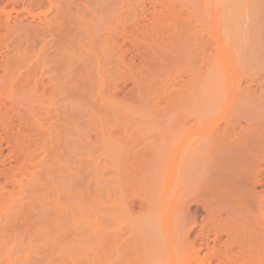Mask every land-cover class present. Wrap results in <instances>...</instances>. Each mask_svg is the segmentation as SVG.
Wrapping results in <instances>:
<instances>
[{"label": "rangeland", "instance_id": "374dc122", "mask_svg": "<svg viewBox=\"0 0 264 264\" xmlns=\"http://www.w3.org/2000/svg\"><path fill=\"white\" fill-rule=\"evenodd\" d=\"M6 1L0 4V264H128L129 241L134 242L138 228L134 232L131 223L146 218L137 213L148 204H143V196H149L147 190L144 195L145 189L140 192L133 184V168L143 159L154 158L147 157L151 151L156 155L169 152L167 163L172 164L171 159L178 163L172 164L176 176L167 181L171 187L165 180L163 189L157 185L163 190L161 203L168 204L167 209L162 204L166 216L162 215L165 220L157 229L172 232L179 225L176 210H170L177 199H173L175 191L189 187L185 190L192 194L198 190L195 182H187L188 172L183 175L186 182L182 177V187L177 183L181 163L191 145L210 136L214 139L211 146H215L210 152L220 154L223 170L217 176L216 170L222 167L213 166L216 170L210 171L213 178L208 180L214 174L218 183L221 179L222 185L216 178L214 182L223 187L222 197L228 205L243 192H251L241 205L261 214L264 159L261 155L256 160L244 159L242 155L248 148L264 145V0ZM182 25H187V34L175 35L173 28ZM170 56L174 61H169ZM26 103L30 110L24 112ZM177 107L186 116L191 113L192 119L179 118L184 127L174 123L177 119L164 125L165 116ZM153 120L162 121V130V123L155 125ZM174 125L187 131L192 127L193 132L188 133L193 135L187 138L184 132L187 139L180 143L184 138L180 134L181 141L174 140L173 145L171 141L169 148L165 141L161 144L158 134H171ZM144 130L152 131L146 135ZM144 134L148 137L141 139ZM139 166L146 170V165ZM140 175L142 180L137 181L139 176L133 179L137 185L146 178ZM204 180H199V186L203 187ZM174 184L179 185L178 190ZM181 199L175 208L183 206ZM124 200L131 205V213ZM193 202L188 208L185 205L188 213L183 208L180 211L191 215L185 221L197 224L189 239L200 232L201 219L208 218L203 204ZM184 216L177 217L184 220ZM188 223L183 221L180 227ZM207 224L203 225L211 226ZM175 231L179 233V227ZM145 234L140 232L135 238L146 239Z\"/></svg>", "mask_w": 264, "mask_h": 264}, {"label": "bare ground", "instance_id": "6f19581e", "mask_svg": "<svg viewBox=\"0 0 264 264\" xmlns=\"http://www.w3.org/2000/svg\"><path fill=\"white\" fill-rule=\"evenodd\" d=\"M8 2H10V1H8ZM5 4V3H7V1L6 2H3V0L1 1L0 0V4ZM2 8V7H1ZM1 8H0V10H1ZM155 18V17H154ZM1 22V21H0ZM138 25V24H137ZM184 25H185V23H184ZM0 26H2V23H0ZM187 26V25H186ZM186 26H184L183 27V25L179 28V27H176L175 26V28H173V29H175V31L173 30V32H172V29H170V31L169 32H171V34H173L174 35V32L176 33L175 35H178L179 33H181V35H186L187 34V31L186 30H184V29H187V27ZM137 27V26H136ZM182 27H183V29H182ZM2 28V27H1ZM180 29L181 30V32H179V30L178 29ZM178 31H177V30ZM183 30H184V32H183ZM167 32V31H166ZM169 32H168V37H169V35L171 36V34H169ZM183 32V33H182ZM167 35V34H166ZM174 35V36H175ZM109 36V35H108ZM88 40V39H87ZM121 45V44H120ZM120 45H119V47H120ZM118 47V48H119ZM117 48V49H118ZM120 51V50H119ZM121 53H123V51L121 52ZM203 53V52H202ZM173 57H174V55H172ZM187 57V56H186ZM175 59V58H174ZM163 61L162 62H164L165 60L164 59H162ZM170 60H173V58H171V56L169 57V61ZM168 61V62H169ZM174 61V60H173ZM190 61V60H189ZM170 62H172V61H170ZM161 63V62H160ZM166 63V62H165ZM187 63V62H186ZM209 66V65H208ZM132 69V68H131ZM207 68H205V70H206ZM190 77V76H189ZM191 80V79H190ZM194 81V80H193ZM10 82V81H9ZM102 82V81H101ZM174 82V81H173ZM193 84V83H192ZM14 85V84H13ZM166 85V84H165ZM11 86V85H10ZM167 90V89H166ZM189 91V90H188ZM163 93V92H162ZM181 94V93H180ZM182 95V97H183V94H181ZM178 97V96H177ZM181 97V98H182ZM188 97V96H187ZM170 98V97H169ZM180 98V97H179ZM198 98V97H197ZM185 99V98H184ZM144 100V99H143ZM174 100V99H173ZM180 100V99H179ZM179 100H178V102H179ZM191 101H192V99H190ZM156 101V100H155ZM170 103V102H169ZM28 103H26V104H24L25 106L23 107V109H24V112H25V110H27V108H26V105H27ZM180 104V103H179ZM186 104V103H185ZM2 105H4V103H2ZM19 105V104H18ZM21 105V104H20ZM30 105V104H29ZM154 105V104H153ZM171 105H172V103H171ZM175 105H176V102H175ZM178 105V104H177ZM181 105V104H180ZM184 106V105H183ZM186 106V105H185ZM30 107V106H29ZM178 107H180V106H178ZM176 108V109H178L177 111H179L178 113H180L179 115H180V117L178 116V118H175V116L177 117V114L178 113H176V112H170V113H168L169 114V116L168 115H166L165 116V122L163 121V118H162V121L164 122V125H166V124H168V126L169 125H172V123H173V121H175L176 119H177V121L178 122H174L175 124H182V122L181 121H188L187 120V118L186 117H188V119L190 118V114H189V112L188 113H186L188 116H186L184 113H182L181 111H180V108ZM26 108V109H25ZM182 109H183V107H181ZM1 109V108H0ZM13 109V108H12ZM11 109V111L13 112V111H15V109L14 110H12ZM29 109V108H28ZM173 109V108H172ZM175 109V110H176ZM30 110V109H29ZM29 110H28V112H29ZM10 111V112H11ZM143 111V110H142ZM151 111V110H150ZM173 111V110H172ZM183 111V110H182ZM17 112H19V110L17 111ZM146 113V112H145ZM172 113V114H171ZM176 113V115L174 116V114ZM182 114V115H181ZM144 115V114H143ZM184 115V116H183ZM13 116V115H12ZM154 116V115H153ZM157 116V115H156ZM174 116V118L173 119H171V118H169V117H173ZM192 116H193V114H192ZM142 117V116H141ZM150 117V116H149ZM163 117V116H162ZM181 117H182V120L181 121H179L178 119L180 118L181 119ZM185 119H184V118ZM253 117V116H252ZM144 118V117H143ZM166 118H168L169 120L171 119V121H169V123H168V119H166ZM145 119V118H144ZM156 119V118H155ZM175 119V120H174ZM184 119V120H183ZM190 119H192V118H190ZM148 120V119H147ZM157 120V119H156ZM160 120V119H159ZM158 120V121H159ZM173 120V121H172ZM193 120H194V118H193ZM200 120V119H199ZM251 120V119H250ZM249 120V121H250ZM258 120V119H257ZM10 121V120H9ZM8 120H7V122H9ZM149 121V120H148ZM154 121V120H153ZM162 121H161V123H162ZM190 121V120H189ZM261 121V120H260ZM11 122V121H10ZM156 124L155 125H157V121H154ZM170 122H172L171 124H170ZM180 122V123H179ZM248 122V121H247ZM13 123V122H12ZM151 123V122H150ZM149 123V124H150ZM153 123V122H152ZM161 123H158V124H161ZM185 122H183V124H184ZM246 123V122H245ZM261 123V122H260ZM10 124V123H9ZM7 125V124H5L6 126H10V125ZM142 124H144V123H142ZM177 124V125H178ZM183 124L181 125L182 127H184L183 126ZM227 124V123H226ZM247 124V123H246ZM262 124H264V123H262ZM4 125V126H5ZM13 125V124H12ZM11 125V126H12ZM146 125V124H145ZM154 125V124H153ZM152 125V126H153ZM163 125V123L160 125V127H159V130L161 129V126ZM163 125V126H164ZM159 126V125H158ZM252 126V125H251ZM258 126V125H257ZM262 126V125H261ZM180 127V126H179ZM179 127L178 126H176L175 127V125L171 128V131L169 132V133H171V134H168L167 133V135L166 136H164L162 133H160V134H158V132H159V130H158V132H157V134H158V136H160V140H161V144L162 143H164V141H165V145L167 146L168 144V147L170 146V144H171V141H176L177 142V140L179 139H181V137L184 135V138L183 139H181L179 142L180 143H183V142H185V140L188 138V137H190V136H192L193 135V133H188V131H191V128H190V130L188 129V131L187 130H184V128H182V127H180V130H179ZM190 127V126H189ZM232 127V126H231ZM9 128V127H8ZM11 128V127H10ZM156 128H157V126H156ZM166 128V127H165ZM181 128H182V132H181ZM252 128V127H251ZM256 128V127H255ZM258 128V127H257ZM259 128H260V126H259ZM5 129V128H4ZM148 129V128H147ZM146 129V130H147ZM164 129V128H163ZM176 129H178V130H176ZM187 129V128H186ZM245 129H246V127H245ZM249 129V128H248ZM146 130H144V132L143 131H140V132H143V133H145V131ZM149 130V129H148ZM162 130V129H161ZM169 130H170V128H169ZM151 131L152 130H150V133H151ZM164 131V130H163ZM175 131H178V132H176L175 133ZM262 131V130H261ZM122 135L121 136H123V132L122 131H119ZM119 132H118V134H119ZM161 132V131H160ZM174 132V133H173ZM184 132L186 133V134H188L187 135V138H186V135L184 134ZM191 132H193V130L191 131ZM252 132V131H251ZM125 133V132H124ZM143 133L142 134H140V135H143ZM149 133V131L147 132L146 131V135H148V134H150ZM155 133V132H154ZM255 133H256V131H255ZM156 134V135H157ZM165 134V133H164ZM172 134H174V135H172ZM180 134H183V135H180ZM190 134H192V135H190ZM195 134V133H194ZM211 134V133H210ZM257 134L259 135V136H261L260 134V131H259V129L257 130ZM111 135V134H110ZM135 135V134H134ZM145 135V134H144ZM144 136V137H142V136H140L141 137V139L143 138H146V137H148V136ZM212 135V134H211ZM120 136V134H119V137H121ZM168 136H171V138L170 137H168ZM254 136H256V135H254ZM132 137H133V135H132ZM166 137H168V138H166ZM195 137V136H194ZM193 137V138H194ZM214 137V136H213ZM219 137V136H218ZM159 138V137H158ZM166 138V139H165ZM205 139H206V137H204ZM203 138V139H204ZM118 139V138H117ZM162 139H163V141H162ZM192 139V138H191ZM190 139V140H191ZM211 139H212V141L214 140L211 136L207 139V140H205V141H203V142H200V143H196V145H191L190 147H189V149L187 150V153H186V156H185V159H184V162L183 163H181L180 165L182 166L181 168H180V174L179 175H177V178L179 179H181L182 177L184 178V180H183V178L180 180H178V179H176L177 180V183H179L180 184V187H182L181 186V183L183 182V181H185V178L187 177V182H190L189 184H193V182H195L194 184L196 185V190L197 191H195L194 193H196L195 195H194V193H192L191 194V191L189 192V191H187L186 192V190H189V187L187 188V187H185V189L182 191V189H180L179 188V190L181 191V192H183L182 194H180L178 191H175L176 193L174 194L175 196L177 195V197H175L174 196V203H171L172 204V206L175 208V204H177V203H175V202H177V200L178 199H181V197H180V195H182V199L180 200V201H182L183 200V202H181L182 204H183V206H180V207H177V208H175V209H173V207L172 206H170V210H176V213L177 214H175L174 212L172 213L173 215L175 214V215H177V216H184V215H181L180 214V211L182 210L181 208H183V210L185 211L186 210V207H185V205L187 206V205H189V202H190V204L194 201H192V199H195L196 201H198V202H193V203H199V201L201 200V203H199V205L201 204H203L202 205V210L203 209H205L206 211H205V216H207L208 215V218L207 217H204L203 219H201V220H203V222H201V226L200 225H198V227L200 228L199 229V231L200 232H197V234L195 233L194 235L195 236H193V239H189V237L188 236H190L189 235V233H190V231L192 230V227H194L195 226V223H192L191 224V222H189L191 225H189L188 226V220H191L190 218L188 219V217L190 216L191 217V215L189 214H187V215H185L184 217H183V219L184 218H186V219H188L187 221H185L186 219H184V220H180L182 217H180V219H178V217L177 216H175L174 215V217H176V219H177V221H178V223L176 222V219H174V221L177 223V224H179V225H177L176 227L177 228H175L174 229V227H173V229H174V231H172V232H170L171 230H167V232L164 230V231H158V226H159V223L160 222H162L163 220H165V216H166V211H164V213H162L163 212V209H167V205L165 204V203H161V200H162V202H163V199H162V196L163 195H161L160 193H161V191H163L162 189L164 188V180L167 182L170 178H172L173 179V177H175L176 175H175V170H176V167H174L175 166V164H178V163H175V161H172V159L170 160L171 162H172V164H174V166H172V164L168 161V163H170L171 164V166H170V164H168L167 163V161L166 160H168L167 158L169 157H167V155H168V153H167V155L166 154H163L162 155V152H160V154H159V152H158V154L156 155V151H154V153H152L153 151H151V153L150 154H148V155H150V156H147V154H146V156L147 157H151V156H153L154 158H150L149 159V161L147 162V161H144V159L141 161L142 163L144 162V164H142L140 161V164L141 165H146V167L145 166H143L144 168H146V170L145 171H143L144 169H142V166H141V168H140V164L138 165V164H136L135 166V168H136V170H135V168H133V171L132 172H135L136 171V174H134L133 173V179H137V176H139L140 175V172H141V174L143 173V175L146 177V178H148V179H146V178H143V183H145L143 186H142V182H141V178H140V176L138 177V179H137V181L139 180V179H141L140 180V182H141V185H140V183H138V185H137V182H136V180H133L132 179V181H134V183L133 184H135V187H137L136 189H139L140 188V192L143 190V189H145V190H143L142 192H145L146 190V192H148L149 193V196L147 195V193L145 194V193H143L144 195H147L148 196V199L146 198L147 196H143V197H145V199L144 198H142L143 200H142V202H143V204L146 202V201H148L147 203L148 204H144V209H145V213H144V209H143V207H142V211L141 212H139L138 211V213L137 214H139V218H141L140 217V214H143V216H145L146 218L145 219H142V220H136V221H132V223L131 224H133V226L131 225V227L133 228V230H134V232H135V229L134 228H142L143 229V231L141 230V231H139L138 232V228H137V231L135 232L136 234H137V232H138V235H139V233L141 232V235H143V233H145L146 232V234H147V238L146 239H141V238H135V236H138V235H136L133 231V235H134V242H133V240H131V242L129 241V244L131 245H129V247H128V251L130 252V250H131V255L130 256H128V257H131L130 259L129 258H126V261L128 260H131V261H133V264L135 263V264H264V211L262 212V209L264 208V203L262 204H260L259 205V207H258V209L260 208L261 209V214H260V209H259V213L258 214H253V212L251 211V210H249L248 209V207L247 206H242L241 205V200L242 201H244V200H246V198L247 197H250V195L252 194L251 192H250V194L248 193L249 191H245V192H243L240 196H236V199L235 200H233V201H235V203L232 205H228L226 202H227V198H225V197H222V194H223V192L221 191V190H223V187L222 186H219V185H217V183H218V179H217V176H219V175H217V172L218 173H220V170H223V160L221 159V158H219V156H220V154L217 156V155H215L217 158H215V156H214V154L216 153V151H214L215 153H211L210 152V149L212 148L213 149V147H215V146H211V145H214V142H212L211 143ZM256 139H258V138H256ZM222 140V139H221ZM263 140V139H262ZM261 140V141H262ZM116 141V140H115ZM128 141V140H127ZM126 141V142H127ZM136 141H137V139H136ZM175 141L174 142H172V145L175 143ZM201 141V140H200ZM117 142V141H116ZM115 142V143H116ZM125 142V143H126ZM191 142V141H190ZM194 142V141H193ZM188 143H189V141H188ZM222 143V142H221ZM260 143V142H259ZM186 144V143H185ZM215 144H216V142H215ZM149 146H151V144H148ZM147 145V146H148ZM153 145V144H152ZM172 145H171V147H169V148H172ZM190 145V144H189ZM217 145H219V144H217ZM147 146H145V149H148L147 151H150V149H149V147H147ZM162 146V145H161ZM161 146H159L160 148H161ZM177 146V145H176ZM180 146V145H179ZM211 146V147H210ZM223 146V145H222ZM253 146V145H252ZM255 146V145H254ZM147 147V148H146ZM152 147V146H151ZM150 147V148H151ZM155 146H153V148H154ZM152 148V149H153ZM164 148V147H163ZM176 148V147H175ZM248 148V147H247ZM119 149V148H118ZM136 149V148H135ZM140 150V152L143 154V153H145L144 151H146V150ZM211 149V150H212ZM162 150V149H161ZM180 150V149H179ZM230 150V149H229ZM237 150V149H236ZM168 151H170V150H168ZM1 152V151H0ZM118 152V151H117ZM137 152V151H136ZM240 152V151H239ZM139 153V152H138ZM138 153H136V154H138ZM140 153V154H141ZM236 153V152H235ZM129 154V153H128ZM140 154H138L139 156H140ZM151 154H153V155H151ZM172 154V153H171ZM210 154H213V156H211ZM2 155V154H1ZM155 155V156H154ZM166 155V156H165ZM170 155V154H169ZM182 155V154H181ZM223 155V154H222ZM237 155H241V153H239V154H237ZM261 155V157L264 159V145H262V146H260V147H252V148H248L246 151H244L243 152V157H244V159H249V157H252L253 159H255L256 160V156H257V158H259V156ZM119 156V155H118ZM146 156H145V158H146ZM157 156H159V157H157ZM228 156H230V154L228 155ZM232 156V155H231ZM241 156V157H242ZM212 157H214V159L212 158ZM221 157V156H220ZM234 157H235V155H234ZM143 158V157H142ZM157 158V159H156ZM175 158V157H174ZM223 158H225V157H223ZM230 158V157H229ZM237 158H239V157H237ZM236 158V159H237ZM112 159H113V161L115 162V160H114V158L112 157ZM116 159V158H115ZM118 159V158H117ZM117 159H116V161H117ZM131 159V158H130ZM183 159V158H182ZM211 159H212V161H211ZM230 159H232V158H230ZM235 159V158H234ZM251 159V158H250ZM128 160V159H127ZM126 160V161H127ZM148 160V159H147ZM153 160H154V162L155 163H153ZM157 160V161H156ZM181 160V159H180ZM227 160H229V159H227ZM238 160V159H237ZM261 160V159H260ZM112 161V160H111ZM150 161H152L151 163H153V164H150ZM162 161V162H161ZM165 161V162H164ZM248 161V160H247ZM246 161V162H247ZM159 162V164L157 165V163ZM182 162V161H181ZM233 162V161H232ZM251 162V161H250ZM112 163V162H111ZM119 163V162H118ZM165 163V164H164ZM212 163V164H211ZM236 163V162H235ZM242 163H243V161H242ZM245 163V162H244ZM115 164V166L117 167L118 165H116V162L114 163ZM134 164V163H133ZM149 164H150V168H148L149 167ZM165 166H164V165ZM214 164V165H213ZM239 164H241V162L239 163ZM246 164H249L248 162L246 163ZM148 165V166H147ZM154 165H156V166H154ZM162 165V166H161ZM170 167H169V166ZM231 165V164H230ZM236 165H238V164H236ZM114 166V165H113ZM164 166V167H163ZM167 166V167H166ZM184 166H185V170H183L184 169ZM216 167L217 169H218V166L221 168L222 167V169H218L219 171H217L216 169H214V167ZM232 166V165H231ZM112 167V166H111ZM119 167V166H118ZM139 167V168H138ZM157 170H155L154 168ZM156 167H158V169L156 168ZM234 167V166H233ZM155 170V171H153V169ZM160 168V169H159ZM163 168H165V170H163ZM179 168V167H178ZM177 168V169H178ZM236 168H237V166H236ZM116 169V168H115ZM140 169H141V171H140ZM149 169V170H148ZM140 171L139 172V175H137L138 173V171ZM148 170V171H147ZM163 170V171H162ZM215 170H216V177H215V174H214V179L216 178L217 179V183L216 182H214V179L213 180H208V179H210V176H212V178H213V175H211V174H213V173H211V172H215ZM117 171V170H116ZM118 171H119V168H118ZM165 171V172H164ZM178 171V170H177ZM176 171V172H177ZM211 171V172H210ZM131 172V173H132ZM147 172V173H146ZM153 173V177H156L155 179L153 178V180H154V183L153 184H151V182H153L151 179V176H152V173ZM156 172V173H155ZM161 172H164V174H162L163 176H162V178H161ZM174 172V173H173ZM179 172V171H178ZM177 172V173H178ZM186 172H188L187 174V176L185 177V176H183V175H186L185 173ZM223 172V171H222ZM227 172V171H226ZM145 173H146V175H148L149 177H150V179H149V177L148 176H146L145 175ZM151 173V174H150ZM171 173H173L174 174V176H172V174ZM207 173H208V177L209 178H207L206 179V182H208V181H210L209 183H206L205 182V178L207 177ZM211 173V174H210ZM157 174H158V176H157ZM221 174V173H220ZM118 175V174H117ZM142 175V176H143ZM151 175V176H150ZM168 175V176H167ZM170 175L172 176V177H170ZM135 176V177H134ZM203 176H204V178H203ZM165 177H166V179H165ZM225 177V176H224ZM159 178V179H158ZM145 179V180H144ZM161 179H163L161 182H159ZM201 179H203L204 180V182H205V184L203 185V187H201V185L199 186V180H200V182L202 183L203 182V180H201ZM147 180L149 181L148 182V184L149 185H152V186H147L146 185V183H147ZM155 180H156V182H155ZM176 180H175V182H176ZM183 180V181H182ZM208 180V181H207ZM145 181V182H144ZM170 181V180H169ZM214 182V184H213V182ZM254 181V180H253ZM166 182H165V184H166ZM186 182V181H185ZM198 182V183H197ZM158 183H159V185L161 184V186H163L162 187V189L160 190L159 189V187L157 186L158 185ZM168 183V185H169V188L171 187V185H170V183L169 182H167ZM219 183L221 184V179H220V181H219ZM218 183V184H219ZM226 183V182H225ZM188 184V183H187ZM193 184V185H194ZM197 184H198V187H197ZM231 184V183H230ZM139 185H140V187H139ZM154 185H156L157 186V188H156V186L154 187V189H153V186ZM175 185V184H174ZM185 185H186V183H185ZM222 185V184H221ZM242 185V184H241ZM132 186V185H131ZM160 186V187H161ZM176 187H174V188H176V190H178V188L177 187H179V185L177 186V185H175ZM187 186V185H186ZM191 187H193L192 185H190ZM116 187V186H115ZM142 187H144V188H142ZM195 187V186H194ZM199 187H201V188H203L202 189V191H201V189L199 188ZM243 187V186H242ZM255 187V186H254ZM134 188V187H133ZM147 188V189H146ZM142 189V190H141ZM151 191H150V190ZM192 189V188H191ZM190 189V190H191ZM254 189V188H253ZM150 192H149V191ZM160 192H159V191ZM170 190V189H169ZM172 190V189H171ZM174 190V189H173ZM200 190V191H199ZM243 190V189H242ZM199 191V192H198ZM171 192V191H170ZM174 192V191H173ZM178 192V193H177ZM186 192V194H184ZM201 192H202V194H201ZM124 193V192H123ZM159 193V194H158ZM168 193V192H167ZM187 193H188V195H187ZM189 193L191 194L190 196H189ZM228 193V192H227ZM227 193H225V195L227 194ZM180 194V195H179ZM201 194V196H198V195H200ZM207 194V195H206ZM237 194V193H236ZM161 195V196H160ZM206 195V196H205ZM168 196V195H167ZM185 196V197H184ZM194 198H193V197ZM207 196H209V198H210V202L209 201H206V200H208L209 198H207ZM224 196V195H223ZM160 197V198H159ZM164 197V196H163ZM170 197H171V194H170ZM170 197H168V198H170ZM201 197V198H200ZM205 197L207 198V199H205ZM237 197H239V198H237ZM259 197V196H258ZM125 198V197H124ZM123 198V199H124ZM150 198V199H149ZM158 198V199H157ZM192 198V199H191ZM200 200H199V199ZM147 199V200H146ZM172 199V200H173ZM188 199V200H187ZM191 199V200H190ZM232 199V198H231ZM127 200V199H126ZM126 200H124V202H123V205H126V203H127V201ZM150 200V201H149ZM166 197H165V202H166ZM184 200H185V202H188V203H186L185 204V202H184ZM190 200V201H189ZM206 201L205 202V204L204 203H202V201ZM113 201V200H112ZM116 201H119V199H116ZM121 201V200H120ZM125 201H126V203H125ZM142 202L140 203V204H142ZM167 203H169V201L167 202ZM178 203H179V201H178ZM233 203V202H232ZM119 204V203H118ZM162 204H164V206H165V208L163 207V205ZM230 204V203H229ZM116 205H117V203H116ZM120 206H122V204H119ZM129 204L127 203V205L126 206H128ZM146 205V206H145ZM244 205H245V202H244ZM120 206H119V208H120ZM126 206H124L125 208H127ZM131 205H129L128 206V208L127 209H129V212L131 213V210H130V207ZM172 207V208H171ZM205 207V208H204ZM123 208V207H122ZM121 208V209H122ZM124 208V209H125ZM140 208V207H139ZM180 208V209H179ZM187 208H188V206H187ZM248 209V210H247ZM169 210V211H170ZM177 210H179V212L177 211ZM123 211V210H122ZM204 211V210H203ZM128 212V211H127ZM182 212V211H181ZM120 213H122V212H120ZM129 213V214H130ZM133 213V212H132ZM169 214H171V211L170 212H168ZM167 213V214H168ZM178 213H179V215H178ZM186 213H188V211L186 210V212H185V214ZM206 213H207V215H206ZM123 214H124V212H123ZM133 214H135V213H133ZM133 214H130L131 215V217L133 216ZM158 214H159V216H158ZM168 214V215H169ZM124 215H128V214H124ZM136 215V214H135ZM162 215L164 216V217H162ZM173 215H172V217H173ZM261 217V219H260V217ZM142 216V215H141ZM142 216V217H143ZM126 217V216H125ZM130 217V216H129ZM134 217V216H133ZM132 217V218H133ZM169 217V216H168ZM196 217V216H195ZM138 218V219H139ZM192 218H194V216H192ZM125 219V218H124ZM129 219V218H128ZM135 219V218H134ZM163 219V220H162ZM169 219V218H168ZM173 219V218H172ZM205 219H206V221H205ZM212 221V222H214V223H212L210 220ZM194 220V219H193ZM208 220V221H207ZM260 220V221H259ZM101 221V220H100ZM121 221V220H120ZM126 221V220H125ZM129 221V220H128ZM183 221H184V224H185V222H187L188 224H187V226L185 225V226H183V228L185 227V229L187 228V230H184L183 228H181L180 227V225L182 226V224H183ZM195 221H196V219H195ZM207 222V223H209V225H211V226H207L208 224L207 223H205V222ZM130 222H131V220H130ZM129 222V223H130ZM197 222V221H196ZM198 222H200V221H198ZM175 223V224H176ZM174 224V225H175ZM199 224V223H198ZM203 224H207L206 226L210 229H208L205 225H203ZM173 225V224H172ZM141 226V227H140ZM213 226V227H212ZM178 227H179V233H176L177 231H175V230H178ZM195 227H197V224H196V226ZM195 229V228H194ZM193 229V230H194ZM197 230V229H196ZM181 231H186L185 233L184 232H181ZM162 232V233H161ZM166 232V233H165ZM168 232H170L169 234H167ZM172 233V234H171ZM175 233V234H174ZM132 234V233H131ZM145 234V235H146ZM175 235V236H172V235ZM222 234H224L225 236V239H224V237H223V239H221V235ZM122 236V235H121ZM192 236V235H191ZM211 236V237H210ZM133 237V236H132ZM139 237H141V236H139ZM143 238L145 237V236H142ZM175 238V239H174ZM138 239V240H137ZM136 240V241H135ZM198 243V244H197ZM98 244H99V242H98ZM134 245V247H132L133 245ZM195 244H197V245H195ZM98 246V245H97ZM127 246H128V244H127ZM177 246H178V248H177ZM99 247V246H98ZM132 248H134V250H135V252H134V250L132 249ZM206 250V252L204 253V251H203V255H202V253L200 254L201 256H199L198 255V253H199V251L200 250ZM132 250H133V253H132ZM124 251H126V250H124ZM129 252H128V254L127 255H129ZM201 252V251H200ZM127 253V252H126ZM134 254V255H133ZM135 257V258H134ZM136 259V260H135ZM127 261V263L129 264L131 261H129L128 262ZM132 263V262H131Z\"/></svg>", "mask_w": 264, "mask_h": 264}]
</instances>
